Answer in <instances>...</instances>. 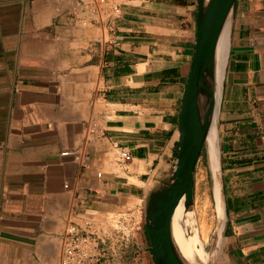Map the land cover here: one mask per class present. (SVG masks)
<instances>
[{
  "label": "crops",
  "instance_id": "obj_1",
  "mask_svg": "<svg viewBox=\"0 0 264 264\" xmlns=\"http://www.w3.org/2000/svg\"><path fill=\"white\" fill-rule=\"evenodd\" d=\"M197 2L0 0V264H59L66 225L112 244L116 222L134 231L115 264H155L143 198L179 121ZM221 95L224 225L214 244L200 154V242L211 264H264V0H238Z\"/></svg>",
  "mask_w": 264,
  "mask_h": 264
},
{
  "label": "water",
  "instance_id": "obj_2",
  "mask_svg": "<svg viewBox=\"0 0 264 264\" xmlns=\"http://www.w3.org/2000/svg\"><path fill=\"white\" fill-rule=\"evenodd\" d=\"M237 6L238 0L197 2L194 53L179 121L174 136L154 168L143 198L142 216L155 264H211L213 258L212 253L204 246L209 258L202 259L198 249L193 246V241L189 238L188 214L196 213L194 171L203 148H206L205 142L216 107L218 44L227 28L229 45L224 79ZM180 206L182 215L178 225L185 231L184 238L190 240V263L182 258L172 233L173 219ZM215 229L214 244L218 242ZM197 232L200 238L198 222Z\"/></svg>",
  "mask_w": 264,
  "mask_h": 264
},
{
  "label": "bare ground",
  "instance_id": "obj_3",
  "mask_svg": "<svg viewBox=\"0 0 264 264\" xmlns=\"http://www.w3.org/2000/svg\"><path fill=\"white\" fill-rule=\"evenodd\" d=\"M228 45H229V35H228V29L226 28L220 37L218 49H217V80H216L217 84L215 88L216 107L213 114V121L205 142L207 160H208L207 163L209 165L210 174H211V189H212V196L214 202V211L217 220L214 234L218 240L220 239V236L223 231L224 207H223V199H222L221 183H220V163H219L220 154H219V146H218L219 131L217 132V115L221 100L223 73L227 59ZM181 215H182V208L180 206L176 211V214L173 219L172 233H173L174 241L178 246L182 258L187 263L188 262L190 263L189 260L191 255V247L189 243L190 240L188 241L184 238L185 231L178 225V220L180 219ZM193 217H194V213L188 214V219H189L188 227L190 228L189 238L193 241V246L198 249L199 255L202 257V259L208 260L209 256L207 255V252H205L204 246L200 242V239L196 233L197 228L195 231Z\"/></svg>",
  "mask_w": 264,
  "mask_h": 264
},
{
  "label": "built area",
  "instance_id": "obj_4",
  "mask_svg": "<svg viewBox=\"0 0 264 264\" xmlns=\"http://www.w3.org/2000/svg\"><path fill=\"white\" fill-rule=\"evenodd\" d=\"M95 1L104 4L106 0ZM92 130L93 128L90 127V131ZM117 153L120 161H130L131 156L125 149H119ZM139 222H141V218H139ZM113 230L115 234L111 244V236L107 231L97 230L92 223H85L81 226L66 225L61 237L59 264H115L112 245L114 247L115 244L127 243L132 237L134 228H122L116 222Z\"/></svg>",
  "mask_w": 264,
  "mask_h": 264
},
{
  "label": "rangeland",
  "instance_id": "obj_5",
  "mask_svg": "<svg viewBox=\"0 0 264 264\" xmlns=\"http://www.w3.org/2000/svg\"><path fill=\"white\" fill-rule=\"evenodd\" d=\"M207 152H206V148H203L202 150V153H201V159H200V163H199V167H203V166H206L207 165ZM199 186L197 188V190H199ZM200 196V195H199ZM196 217V214L194 213V227H195V231H196V228H197V219L195 218ZM195 221H196V224H195ZM198 234V232H197ZM189 241V240H188ZM190 243V242H189Z\"/></svg>",
  "mask_w": 264,
  "mask_h": 264
}]
</instances>
